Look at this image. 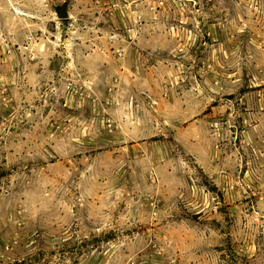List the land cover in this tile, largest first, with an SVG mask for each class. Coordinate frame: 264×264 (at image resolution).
Here are the masks:
<instances>
[{
    "label": "rangeland",
    "instance_id": "obj_1",
    "mask_svg": "<svg viewBox=\"0 0 264 264\" xmlns=\"http://www.w3.org/2000/svg\"><path fill=\"white\" fill-rule=\"evenodd\" d=\"M0 264H264V0H0Z\"/></svg>",
    "mask_w": 264,
    "mask_h": 264
},
{
    "label": "water",
    "instance_id": "obj_2",
    "mask_svg": "<svg viewBox=\"0 0 264 264\" xmlns=\"http://www.w3.org/2000/svg\"><path fill=\"white\" fill-rule=\"evenodd\" d=\"M57 15L60 18H65L67 17V9H66V5H62L60 7H58L57 9Z\"/></svg>",
    "mask_w": 264,
    "mask_h": 264
},
{
    "label": "bare ground",
    "instance_id": "obj_3",
    "mask_svg": "<svg viewBox=\"0 0 264 264\" xmlns=\"http://www.w3.org/2000/svg\"><path fill=\"white\" fill-rule=\"evenodd\" d=\"M31 15H32V14H31ZM31 15H30V16H31Z\"/></svg>",
    "mask_w": 264,
    "mask_h": 264
}]
</instances>
